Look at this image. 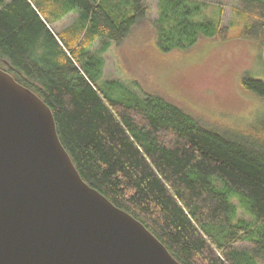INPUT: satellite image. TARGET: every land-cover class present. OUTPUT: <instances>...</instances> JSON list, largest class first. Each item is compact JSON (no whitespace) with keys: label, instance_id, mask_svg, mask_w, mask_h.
<instances>
[{"label":"trees","instance_id":"1","mask_svg":"<svg viewBox=\"0 0 264 264\" xmlns=\"http://www.w3.org/2000/svg\"><path fill=\"white\" fill-rule=\"evenodd\" d=\"M37 1L0 0V68L50 107L83 180L181 264L264 261V118L247 129L207 127L157 94L100 81L104 60L91 45L119 43L147 12L143 0ZM240 1V15L251 19L247 34L264 45V0ZM204 7L157 0V49L215 37L219 20ZM71 11L77 19L58 33L44 20ZM241 86L264 101V80L243 75ZM238 207L246 217H237Z\"/></svg>","mask_w":264,"mask_h":264},{"label":"water","instance_id":"2","mask_svg":"<svg viewBox=\"0 0 264 264\" xmlns=\"http://www.w3.org/2000/svg\"><path fill=\"white\" fill-rule=\"evenodd\" d=\"M0 264H181L83 180L50 107L2 68Z\"/></svg>","mask_w":264,"mask_h":264},{"label":"rangeland","instance_id":"3","mask_svg":"<svg viewBox=\"0 0 264 264\" xmlns=\"http://www.w3.org/2000/svg\"><path fill=\"white\" fill-rule=\"evenodd\" d=\"M200 1L205 3L204 14L219 20L215 37H200L184 50L159 51L154 32L157 0H143L147 12L119 43L96 39L91 45L90 52L104 60L100 81L118 80L141 96L157 94L207 127L247 129L264 118V101L245 90L241 78L249 75L264 80V45L247 34L244 25L251 19L245 21L240 15V0ZM77 16L71 11L52 20L46 14L44 20L58 33ZM246 216L238 207L237 217ZM235 246L248 247L240 242Z\"/></svg>","mask_w":264,"mask_h":264}]
</instances>
